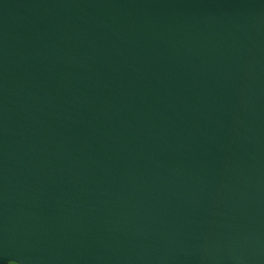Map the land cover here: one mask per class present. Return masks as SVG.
I'll return each instance as SVG.
<instances>
[{
    "label": "water",
    "instance_id": "water-1",
    "mask_svg": "<svg viewBox=\"0 0 264 264\" xmlns=\"http://www.w3.org/2000/svg\"><path fill=\"white\" fill-rule=\"evenodd\" d=\"M264 264V0H0V264Z\"/></svg>",
    "mask_w": 264,
    "mask_h": 264
},
{
    "label": "flooded vegetation",
    "instance_id": "flooded-vegetation-1",
    "mask_svg": "<svg viewBox=\"0 0 264 264\" xmlns=\"http://www.w3.org/2000/svg\"><path fill=\"white\" fill-rule=\"evenodd\" d=\"M7 264H9V263H7ZM12 264V263H11Z\"/></svg>",
    "mask_w": 264,
    "mask_h": 264
},
{
    "label": "rangeland",
    "instance_id": "rangeland-1",
    "mask_svg": "<svg viewBox=\"0 0 264 264\" xmlns=\"http://www.w3.org/2000/svg\"><path fill=\"white\" fill-rule=\"evenodd\" d=\"M9 264H11V263H9Z\"/></svg>",
    "mask_w": 264,
    "mask_h": 264
},
{
    "label": "trees",
    "instance_id": "trees-1",
    "mask_svg": "<svg viewBox=\"0 0 264 264\" xmlns=\"http://www.w3.org/2000/svg\"><path fill=\"white\" fill-rule=\"evenodd\" d=\"M12 264H14V263H12Z\"/></svg>",
    "mask_w": 264,
    "mask_h": 264
}]
</instances>
